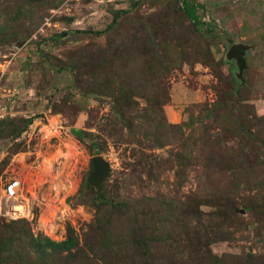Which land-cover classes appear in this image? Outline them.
I'll list each match as a JSON object with an SVG mask.
<instances>
[{
	"label": "rangeland",
	"instance_id": "374dc122",
	"mask_svg": "<svg viewBox=\"0 0 264 264\" xmlns=\"http://www.w3.org/2000/svg\"><path fill=\"white\" fill-rule=\"evenodd\" d=\"M0 264H264V0H0Z\"/></svg>",
	"mask_w": 264,
	"mask_h": 264
},
{
	"label": "water",
	"instance_id": "95a60500",
	"mask_svg": "<svg viewBox=\"0 0 264 264\" xmlns=\"http://www.w3.org/2000/svg\"><path fill=\"white\" fill-rule=\"evenodd\" d=\"M245 49L241 46H232L229 55L238 61L240 69H244L246 61L244 58ZM94 174L91 178V184L96 187L98 192L102 190V183L109 174V164L100 156L93 159Z\"/></svg>",
	"mask_w": 264,
	"mask_h": 264
},
{
	"label": "built area",
	"instance_id": "2783aa9c",
	"mask_svg": "<svg viewBox=\"0 0 264 264\" xmlns=\"http://www.w3.org/2000/svg\"><path fill=\"white\" fill-rule=\"evenodd\" d=\"M1 210H4V215L11 220L24 219L28 216L26 207L21 203L13 202L12 199H8Z\"/></svg>",
	"mask_w": 264,
	"mask_h": 264
},
{
	"label": "trees",
	"instance_id": "16d2710c",
	"mask_svg": "<svg viewBox=\"0 0 264 264\" xmlns=\"http://www.w3.org/2000/svg\"><path fill=\"white\" fill-rule=\"evenodd\" d=\"M186 11H187L188 15L190 16V18H192L194 20V22L197 23L198 17L196 16L195 10L194 9H186ZM117 17H118V15L116 14L114 16L113 23H115L117 21ZM218 38H222V37H218ZM222 40H223V43L226 45V47L230 46L229 41H227L225 38H222Z\"/></svg>",
	"mask_w": 264,
	"mask_h": 264
}]
</instances>
